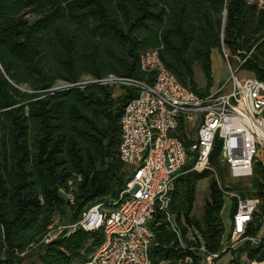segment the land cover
Instances as JSON below:
<instances>
[{
  "label": "trees",
  "instance_id": "obj_1",
  "mask_svg": "<svg viewBox=\"0 0 264 264\" xmlns=\"http://www.w3.org/2000/svg\"><path fill=\"white\" fill-rule=\"evenodd\" d=\"M215 49L236 59L237 73L244 70L264 82V5L251 0H0V264H80L104 241L101 230L78 228L43 242L58 216L73 224L95 204L109 207L130 173L119 155L121 117L138 90L122 86L115 96L114 86L85 81L108 75L151 81L140 57L156 50L179 83L204 97L213 84ZM197 67L204 88L195 80ZM221 145L216 138L209 156L215 172L183 173L168 209L155 210L149 223L152 264H189L190 256L197 264L188 227L200 233L209 253L221 250L225 226L219 185L234 190L227 187ZM203 179H208V194L198 218L194 205ZM251 182L250 189L236 191L264 200L261 159ZM69 193L74 204L64 196ZM248 257L264 262V245L250 249Z\"/></svg>",
  "mask_w": 264,
  "mask_h": 264
},
{
  "label": "built area",
  "instance_id": "obj_2",
  "mask_svg": "<svg viewBox=\"0 0 264 264\" xmlns=\"http://www.w3.org/2000/svg\"><path fill=\"white\" fill-rule=\"evenodd\" d=\"M251 1L259 7L264 5V0ZM220 53L230 76L204 97L179 83L156 50L140 57L141 70L152 76L151 81L114 75L85 81L138 90L121 117L119 155L130 173L109 207L95 204L77 222L51 228L44 243L66 230H101L103 243L80 264H152L149 250L154 232L149 223L155 210L168 209L175 181L183 173L215 172L209 156L216 138L222 143L220 161L227 165L231 177L240 180L253 176L258 155L264 152V82L239 79L228 52L223 49ZM186 141H190L188 148ZM188 164L191 167L187 169ZM219 187L224 199H230L231 220L217 253H209L200 233L188 227L196 262L218 264L219 257L228 255L231 264H256L248 254L250 249L264 245V200ZM64 196L74 204L72 193ZM166 219L179 236L173 216L166 213ZM186 262L192 264L193 258Z\"/></svg>",
  "mask_w": 264,
  "mask_h": 264
},
{
  "label": "rangeland",
  "instance_id": "obj_3",
  "mask_svg": "<svg viewBox=\"0 0 264 264\" xmlns=\"http://www.w3.org/2000/svg\"><path fill=\"white\" fill-rule=\"evenodd\" d=\"M233 61H230L232 67H236V59L233 58ZM212 61H213V65L214 67V77L215 78H220L221 84H223L224 82H226L230 76V70L228 67V64L226 63V61L224 60V58L222 57V62H219L217 55L214 54V58L212 57ZM237 77L239 79H248V78H253L248 72L244 71V70H239L237 73ZM195 80L196 82L199 84V86L201 88L205 87L206 81H205V77L202 73V71L197 67L195 69ZM219 85V86H220ZM115 88V92L114 95L117 96L121 93V87H117L114 86ZM258 159H261L262 161H264V152H261L258 155ZM228 184L227 187H233L234 191L236 190H243L246 191L247 188H251L252 186V182H251V178H245V179H240V180H236L234 178L231 177L230 173L228 172ZM208 194V180L203 179L202 181H200L199 185H198V189H197V196H196V201H195V205H194V214L195 216H197L198 218H200L202 216L203 213V203L204 200L206 198ZM230 199H224V205H223V209L221 212V216H222V220L224 222V226L227 227L228 224L230 223L231 220V215H230ZM67 224V220L66 218H62L61 216H58L55 220V224L54 226H60V225H65ZM218 264H231L229 262V257L228 255H223L221 257V259L219 260Z\"/></svg>",
  "mask_w": 264,
  "mask_h": 264
},
{
  "label": "crops",
  "instance_id": "obj_4",
  "mask_svg": "<svg viewBox=\"0 0 264 264\" xmlns=\"http://www.w3.org/2000/svg\"><path fill=\"white\" fill-rule=\"evenodd\" d=\"M214 54L217 55V58L219 60V62H222V56H221V53L219 52V50L215 49L212 51V54H211V60H212V57L214 58ZM214 65H213V61H212V80H213V84H212V87L210 88V92H214L217 90V88L219 87L220 83L222 80H220V78H215L214 77ZM205 180H208V179H205ZM202 181V180H200ZM200 181L198 182V185L200 183ZM198 185H197V189H198ZM222 217V216H221Z\"/></svg>",
  "mask_w": 264,
  "mask_h": 264
}]
</instances>
